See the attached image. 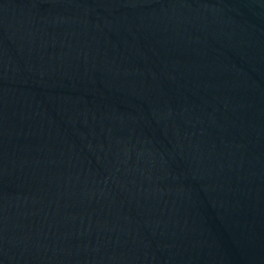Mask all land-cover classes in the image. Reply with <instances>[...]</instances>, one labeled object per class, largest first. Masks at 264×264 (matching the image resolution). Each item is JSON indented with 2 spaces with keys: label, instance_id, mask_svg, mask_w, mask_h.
Returning <instances> with one entry per match:
<instances>
[{
  "label": "water",
  "instance_id": "95a60500",
  "mask_svg": "<svg viewBox=\"0 0 264 264\" xmlns=\"http://www.w3.org/2000/svg\"><path fill=\"white\" fill-rule=\"evenodd\" d=\"M0 264H264V0H0Z\"/></svg>",
  "mask_w": 264,
  "mask_h": 264
}]
</instances>
